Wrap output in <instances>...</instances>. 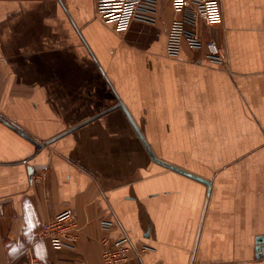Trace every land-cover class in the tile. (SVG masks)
Returning a JSON list of instances; mask_svg holds the SVG:
<instances>
[{"label": "crops", "instance_id": "1", "mask_svg": "<svg viewBox=\"0 0 264 264\" xmlns=\"http://www.w3.org/2000/svg\"><path fill=\"white\" fill-rule=\"evenodd\" d=\"M218 1L222 65L168 55L172 0L125 32L97 0H0L2 264H104L124 236L126 264H264V0ZM64 210L81 232L58 250L40 232Z\"/></svg>", "mask_w": 264, "mask_h": 264}, {"label": "built area", "instance_id": "2", "mask_svg": "<svg viewBox=\"0 0 264 264\" xmlns=\"http://www.w3.org/2000/svg\"><path fill=\"white\" fill-rule=\"evenodd\" d=\"M160 0H97V12L102 21L113 25L117 32H125L134 22L154 24ZM175 17L168 30V55L177 57L186 44L193 50L204 48L210 62L222 65L224 49L215 41L204 42L200 27H213L222 20L218 0H172ZM106 230L112 223L103 221ZM81 227L76 214L64 210L55 215L40 232L42 240L49 241L55 249H73L79 240ZM104 264H126L132 243L126 236L120 239L105 237L102 240ZM140 256V255H138ZM0 264L1 261H0ZM32 264H41L33 261Z\"/></svg>", "mask_w": 264, "mask_h": 264}, {"label": "water", "instance_id": "3", "mask_svg": "<svg viewBox=\"0 0 264 264\" xmlns=\"http://www.w3.org/2000/svg\"><path fill=\"white\" fill-rule=\"evenodd\" d=\"M120 107L123 108V110L127 113L128 117L130 118V115H129V113L127 112L126 108H125L123 105H120ZM130 120L132 121L131 118H130ZM133 125H134V124H133ZM134 127L136 128L137 132L139 133L140 137L142 138V141H143V143H144L146 149L148 150L150 156L152 157V159H153L155 162H157L158 164H160V165H162V166H164V167H166V168H168V169H171V170H173V171H176V172H178V173H181V174H183V175H186V176H188V177H191V178H193V179H196V180H198V181H201V182L207 184V185L209 186V188H211V184H210L208 181L202 180V179H200L199 177H196V176H194V175H192V174H190V173H187V172L183 171L182 169H180V168H178V167H175V166H173V165H170V164L167 163V162H164V161H162V160H160V159H157V158L155 157L154 153L152 152L150 146L148 145V143L144 140V138H143V136L141 135L140 131L137 129V127H136L135 125H134ZM28 139H30V138L28 137ZM30 140H32V139H30ZM36 144H37V146H40L38 143H36ZM256 244H257V251L259 252V255H258V256H259V257H264V236L258 237L257 240H256Z\"/></svg>", "mask_w": 264, "mask_h": 264}]
</instances>
